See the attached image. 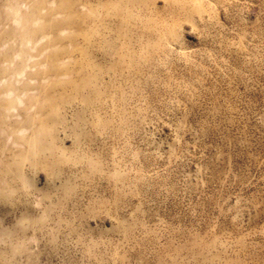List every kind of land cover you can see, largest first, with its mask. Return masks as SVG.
Segmentation results:
<instances>
[{
    "label": "rangeland",
    "instance_id": "1",
    "mask_svg": "<svg viewBox=\"0 0 264 264\" xmlns=\"http://www.w3.org/2000/svg\"><path fill=\"white\" fill-rule=\"evenodd\" d=\"M0 264H264V0H0Z\"/></svg>",
    "mask_w": 264,
    "mask_h": 264
}]
</instances>
